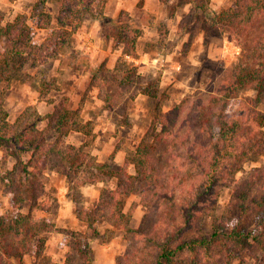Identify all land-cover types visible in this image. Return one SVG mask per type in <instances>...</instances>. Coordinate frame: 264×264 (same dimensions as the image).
Segmentation results:
<instances>
[{
  "label": "trees",
  "instance_id": "obj_1",
  "mask_svg": "<svg viewBox=\"0 0 264 264\" xmlns=\"http://www.w3.org/2000/svg\"><path fill=\"white\" fill-rule=\"evenodd\" d=\"M159 1L168 9V0ZM187 2L193 12L207 18L211 29L232 37L242 51L239 61L221 77L213 93L200 91L161 113L165 95L160 90L158 75L145 79L136 65L121 59L112 70L104 64L94 68L86 63L91 75L89 88L98 90L104 109L116 119L119 118L116 110L125 99L134 100L142 95L157 100L152 126L133 153L124 159L122 171L115 173L96 163L88 166L86 154L65 144L66 137L72 133L84 135L90 141L92 124L81 121L80 109L71 108L67 97L62 96L56 102L48 98L51 84L43 79L39 101L52 105L47 115H40L30 106L10 122L0 97V147L6 148V156L14 153L21 157L31 153L46 159L56 155L74 175L84 169L91 171L94 178L87 184H95L101 177L115 178V189H102L96 206L79 214L89 227L92 222L105 218L137 242V248L128 250L122 262L232 264L244 262L250 256L257 264L260 257L254 255L252 249L259 250L264 257V166L252 168L239 179L236 176L243 173L247 162L264 155V112L259 109L264 102V0H233L231 7L219 12L210 8V0ZM92 3L93 0H34L29 18L38 29H49L51 25L46 6H58L52 36L40 45L33 43L26 17L19 15L0 25V39L4 43L0 50V83H5L4 90L9 89L12 80L25 76L26 67L39 68L48 59L57 58L61 48L68 47L75 53L71 37L91 12ZM158 28L163 36L164 26ZM140 35L125 11L115 18L99 17V36L111 42L112 50L121 48L124 57H138L136 48ZM247 91L253 95L237 100L232 108V100ZM42 122H46L47 132L57 136L52 144L44 145L45 137L38 140L33 135ZM128 167L134 169L132 174L127 172ZM22 172L27 175L25 167ZM10 174L0 173V183L4 184V194L12 196L11 206L17 213L10 221L0 216V259L9 264L13 256L32 253L35 264H55L44 255L43 236L57 230L53 220L56 212L44 210L52 217L41 220L33 218L31 209L22 215L23 190L27 188V199L32 206H37L40 195L34 188L16 184ZM139 181L144 185L139 204L148 210L154 209L158 215L151 233L147 226L140 230L129 227L128 216L120 210ZM223 188L231 190V198L226 214L218 217L214 210ZM232 216H237L239 221L257 217L258 221L250 230L239 221L230 228ZM206 217L210 218L209 230L202 232L198 228ZM69 236L74 239V233ZM69 248L63 264H74V254L83 256V264H92L88 244H72Z\"/></svg>",
  "mask_w": 264,
  "mask_h": 264
},
{
  "label": "rangeland",
  "instance_id": "obj_2",
  "mask_svg": "<svg viewBox=\"0 0 264 264\" xmlns=\"http://www.w3.org/2000/svg\"><path fill=\"white\" fill-rule=\"evenodd\" d=\"M12 1L0 0V25L4 26L16 16L22 15L27 18V23L32 29L33 43L40 45L48 41L52 36V30L56 27L58 6L55 4L46 6V11L52 18L51 25L46 32H39L36 31L35 21L29 18L30 12L24 14L18 10V14H13ZM113 2L114 0L108 4V0H93L91 12L83 19L86 21L84 25L87 30L92 27L91 23L97 25L99 29V17L102 15L109 18L117 16L119 12H115L116 14L114 13L115 15L112 16L105 15L114 10ZM167 4L168 9L159 1V9L162 10L158 9V14L151 13L144 18L145 22L151 24L150 27L153 28V31L155 28L159 30L157 27L160 25H163L165 29L163 39H158L154 34L151 36L148 32L144 42H137L136 51L143 50L150 53L149 63L135 64L133 59L122 56L121 48L112 50L111 42L101 38L98 32L99 45L107 46L109 51L116 53L111 64H108L107 61L99 62L102 56L96 58L97 60L94 59L95 53L91 47L89 49L86 47L76 48L74 34L81 28V24L71 37V46L75 49V53L71 52L68 47H63L57 58L48 59L39 68L26 67L25 76L21 80H12L8 90H4L5 83H0V97L3 107L8 113V121L14 122L30 106H33L37 113L42 116L51 113L52 105L39 101L40 81L43 79V81L51 84L52 90L48 93V98L56 102L62 96L67 97L71 108L80 109L81 121L92 124L93 138L90 141L84 135L72 133L66 137L65 144L86 154L85 163L88 166L96 163L107 166L110 171L115 173L122 171L124 159L133 153L145 132L152 126L155 110L158 107L157 100L142 95L137 96L134 100L125 99L116 110L119 115V118L116 119V116L104 109L98 90L89 88L91 75L86 70V63L94 68L104 64L108 70H112L117 61L121 59L122 62L126 61L136 65L140 75L145 79L158 75L160 90L165 95L161 112L164 113L187 96L197 94L200 91L207 94L213 93L219 86L221 77L239 61L242 54L238 42L232 41V37L225 33L211 29L207 18L193 12L187 0H168ZM148 5L153 7L154 2L150 1ZM211 5L216 6L215 8L210 7L213 11L219 12L231 7L233 0H211ZM140 8H142V3H138L137 7L134 8V18H131L133 26L138 28L141 27L140 21L142 20ZM139 31L142 35V30ZM38 33L41 34L38 35ZM79 41L81 42V39ZM3 47L4 43L0 39V50ZM155 58L157 61L153 63ZM251 95H253L251 91L240 94L239 97L232 100L231 107L235 106L237 100L251 97ZM81 102H83L82 106L80 105ZM259 109L264 112V102L259 106ZM119 124H123V126ZM45 127L46 122L38 124L37 133L33 135L37 136L38 140L45 137L47 142L44 145L52 144L57 136L52 132H47ZM38 134L41 135L38 136ZM5 149L0 147V173L3 175L11 173L10 178L14 176L16 184L23 183L27 187L34 188L36 193L40 195L37 206L36 204L32 206V203L27 199V188L23 190L25 200L20 206L22 215L28 214L31 209L33 218L41 220L52 217L44 210L48 209L50 213L56 212L53 220L56 231L60 232V245L63 248L64 245L67 247L68 244L86 243L90 249L92 264H118L120 262L127 264L126 261L122 262V258L128 250L137 248V242L130 235H126L122 228L113 226L105 218L92 222V226L89 227V224L82 220L81 214H79L81 211L88 212L96 206L102 189L114 190L115 178L107 180L101 177L99 182L87 184L89 180L94 178L91 171L84 169L79 174L74 175L68 172L67 167L61 163L56 155L46 159L31 153H26L21 157L14 156V153L13 156H6ZM261 166H264V155L247 162L244 165L243 173L237 174L236 178L239 179L252 168ZM23 167H25L27 175L22 172ZM42 168H44L43 171ZM126 170L129 174L134 172L132 167H128ZM85 188L87 189L85 190ZM143 188V183L139 181L135 189L126 196L120 210L128 216L129 227L140 230L147 226V231L151 233L152 227L158 221V215L154 209L148 210L139 204ZM4 193V184L0 183V216H5L10 221L16 216L17 210L11 206L12 196ZM230 198L231 190L221 189L214 210L215 216L219 217L226 214ZM65 199L71 201L72 211L78 220L74 222V227L71 228H63L60 221L56 222L58 209ZM230 220L228 225L230 228L239 221L237 216H232ZM209 221L210 218L206 217L198 229L207 232ZM257 221V217L249 216L248 220H240L239 223L250 230ZM198 232L199 230L196 231V233ZM69 233H74L73 240H71ZM43 237H45L46 242L47 234ZM32 247H35V244ZM252 253L260 257V264H264V257L262 258L263 255L260 256L259 250L252 249ZM60 254L63 256L64 249ZM83 261V256L74 254V264H83ZM20 262L22 264H35V257L32 253L23 257L13 256L8 263L20 264ZM2 263L6 264L0 259V264ZM232 264H254V259L247 256L244 262L236 261Z\"/></svg>",
  "mask_w": 264,
  "mask_h": 264
},
{
  "label": "crops",
  "instance_id": "obj_3",
  "mask_svg": "<svg viewBox=\"0 0 264 264\" xmlns=\"http://www.w3.org/2000/svg\"><path fill=\"white\" fill-rule=\"evenodd\" d=\"M150 1L154 2L153 7H150L148 5V3ZM30 2H29V0H13L11 2V5L14 8L13 14L15 15V14H18L19 12H22L24 14H28L30 12L33 4H34V0L33 1L30 0ZM111 2H112V0H108V4H110ZM138 3H142V8L139 9V10H141L140 13H142V16H141L142 20L140 21L141 27L138 28L135 26V28L142 30V35L140 36L138 41L144 42L146 40L148 32H150L151 36H153V34H154V35H156V37L158 39H162V36H160L159 31L156 30V28L153 31V28L150 27L151 24L144 21L145 16H147L148 14H151V13L158 14L159 13V12H157L159 9V6H160L159 0H114V2L112 3V5L114 6V10L109 12L108 14L106 13L105 15L106 16H112L115 12L117 13V12L125 11V12L130 14L131 18H134V16H133L134 8L137 7ZM21 4H23V6H20ZM210 5H211V0H210ZM210 7L215 8L216 6L211 5ZM18 10H20V11L18 12ZM159 10H162V9H159ZM87 22H89V20H87ZM85 23H86V21H83L81 28L77 31L76 34H74V39L76 40V48L82 49V48L86 47L87 49H89L91 47V49L95 53L94 59L102 56V59L99 60V62L107 61L108 64H111L114 56H116L115 55L116 53L109 51L107 46L103 47V46L99 45V42H100L99 38H98L99 29H98L97 25H95L94 23H91L92 27H90V29L87 30V27H85V25H84ZM46 30L47 29L36 28V31H39V32H44V31L46 32ZM40 34L41 33H38V35H40ZM80 39H81V42L79 41ZM94 39H98V40L95 41ZM136 52H138V51H136ZM96 60H94V61H96ZM149 60H150V53L145 52L143 50L138 52V58L133 59L135 64H141V63L146 64L147 62L149 63ZM155 61H157L156 58L153 59L152 62L154 63ZM96 62H98V61H96ZM90 187H93V186H90ZM86 189L87 188H85V190ZM84 192H86V191H84ZM59 202L61 203V201H59ZM57 217L58 218H56V222L60 221V223H62L61 225L63 226V228L74 227V222L78 221L76 219L75 213H73V211H72L71 201H68L67 199L62 201V205L60 204ZM59 233L60 232L55 231L53 233L47 234V238H46V242H45V249H44V255L45 256L47 255L48 257L47 256L46 257L52 263H55V264H63L65 261L66 255L70 252L69 245L67 247H66V245H64V248H63V246L60 245V242H61L60 238L61 237H60ZM50 247H51V249H50ZM63 249H64V254H63V256H61L60 253L62 252Z\"/></svg>",
  "mask_w": 264,
  "mask_h": 264
}]
</instances>
